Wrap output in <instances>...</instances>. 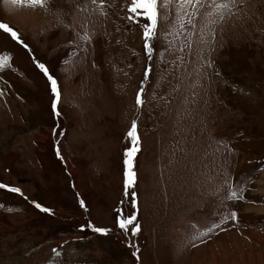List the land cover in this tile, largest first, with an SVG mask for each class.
Returning a JSON list of instances; mask_svg holds the SVG:
<instances>
[{
    "label": "rangeland",
    "instance_id": "1",
    "mask_svg": "<svg viewBox=\"0 0 264 264\" xmlns=\"http://www.w3.org/2000/svg\"><path fill=\"white\" fill-rule=\"evenodd\" d=\"M213 2L0 0V264H264V0Z\"/></svg>",
    "mask_w": 264,
    "mask_h": 264
},
{
    "label": "snow or ice",
    "instance_id": "2",
    "mask_svg": "<svg viewBox=\"0 0 264 264\" xmlns=\"http://www.w3.org/2000/svg\"><path fill=\"white\" fill-rule=\"evenodd\" d=\"M30 3L32 4H39L40 6H45L46 5V0H29ZM95 3V0H93ZM234 4V0H221L220 3H216V0L213 2V7L217 8L218 10H223L230 8ZM139 10V12H138ZM129 11L132 13H137L138 15H143L145 19L148 21V23L145 25L144 29V38H145V49L147 50L150 45L147 43L148 40H150L153 35H154V29L156 25V18H157V0H132V5L129 7ZM131 18V17H130ZM221 15V19H222ZM0 30H3L5 33H8L10 37L13 40H16L18 42H22L21 37L19 36L18 32L14 30L12 27H10L8 24L0 22ZM39 68L44 72V74L48 77V80L51 84L52 92L56 95L57 99H59V93L57 91V81L53 79L51 75L48 74V70L45 67L44 64H39ZM142 92V90H141ZM137 105L142 104V99H141V93L137 94V99H136ZM53 111L56 112L57 115L60 113L56 111V103L54 102L52 105ZM129 137L132 138L133 141V147L132 149L126 151L125 156L126 159L124 161L125 164V187H128L129 184L134 183L135 179V173L131 170L130 164H131V158L133 157L134 153L138 151V136L136 134V121L134 120L132 122V126L127 134ZM7 187L6 185L0 184V188H5ZM12 192H20V189L12 187L9 189ZM237 197V193L235 191H230L229 194V199ZM134 198V194H133ZM36 207L40 208L41 206L39 204H36ZM81 207H84L83 201H81ZM43 211H50L49 209H42ZM236 212L233 211L230 214L231 219H236ZM135 217L134 216H129L126 219H119L118 221V226L120 229L127 231L128 226L132 225V234L135 235L136 232L139 230V225L134 224ZM218 226V225H214ZM83 225L81 226V229L83 230ZM92 230L96 233L100 234H107L110 230L106 228H99V227H93ZM210 232L211 229H208ZM206 234V233H205ZM55 251V250H54ZM135 255V253H133Z\"/></svg>",
    "mask_w": 264,
    "mask_h": 264
}]
</instances>
